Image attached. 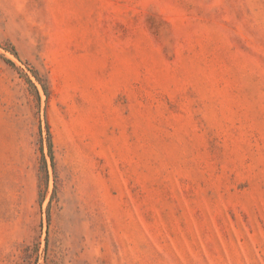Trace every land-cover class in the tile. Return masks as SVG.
Segmentation results:
<instances>
[{"label": "rangeland", "instance_id": "obj_1", "mask_svg": "<svg viewBox=\"0 0 264 264\" xmlns=\"http://www.w3.org/2000/svg\"><path fill=\"white\" fill-rule=\"evenodd\" d=\"M0 264H264V0H0Z\"/></svg>", "mask_w": 264, "mask_h": 264}]
</instances>
